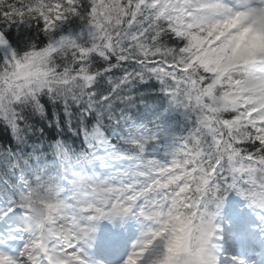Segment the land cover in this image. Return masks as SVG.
<instances>
[{
    "label": "snow or ice",
    "instance_id": "1",
    "mask_svg": "<svg viewBox=\"0 0 264 264\" xmlns=\"http://www.w3.org/2000/svg\"><path fill=\"white\" fill-rule=\"evenodd\" d=\"M73 17L89 46L51 39ZM15 24L37 41L0 64V102L95 54L154 75L193 127L169 163L150 160L120 187L81 185L74 206L43 184L18 192L0 207V264H86L94 222L130 215L146 231L122 264H264V0H0V46Z\"/></svg>",
    "mask_w": 264,
    "mask_h": 264
},
{
    "label": "trees",
    "instance_id": "2",
    "mask_svg": "<svg viewBox=\"0 0 264 264\" xmlns=\"http://www.w3.org/2000/svg\"><path fill=\"white\" fill-rule=\"evenodd\" d=\"M87 28H89V25H87L86 22L73 17L68 19L67 21L59 22L52 34V38H60L61 36L72 38L75 35V32L79 33L81 30H86ZM5 31L8 39L14 44L19 45L21 49H30L31 45L37 41V31L35 27H29L28 24H15L7 28ZM40 39L47 40V38L44 37L43 34L40 35ZM96 64L110 66L114 71H116L117 75H121L126 71L118 63L108 62L102 58H99L95 54H91L89 58L86 59V61L78 63L76 60H73L71 62V65L74 66L71 72V76L75 71L78 73L80 72L83 75L89 74ZM62 65L64 67H61L65 70L69 68L65 67L68 65L64 63ZM129 80L130 85H127L130 88L128 91L132 92V94H129V96L131 99L132 97L134 98L132 99L133 102L130 104L129 108H133V103L135 104L134 109L146 105V102L152 96L150 92V85L147 80L144 78L141 79L136 76L129 77ZM70 81L71 82L68 86H54V89L67 91L71 86L75 85L76 82L79 81V79L76 78ZM94 85L95 84H91L90 86L94 87ZM102 109L109 116H114L116 114L115 108L108 109L102 107ZM2 114L4 116L18 117V120L24 125V127L27 129V132L30 134L31 139L39 141L44 147H46V145L60 144L64 146V149L62 150L64 153L70 151L66 145L77 142L74 140L71 134L67 132L66 122L68 120L64 113L59 114L64 116V121L59 123L52 131L46 130L43 123L41 121H37L35 119V116L44 117L46 120L49 121L55 119L58 115L51 116L50 113L37 115L36 113L28 111L24 107L4 111L2 112ZM5 151L13 153L18 152V150L14 146L13 141L9 138V135L5 134L4 132H2V130H0V152L4 153Z\"/></svg>",
    "mask_w": 264,
    "mask_h": 264
},
{
    "label": "bare ground",
    "instance_id": "3",
    "mask_svg": "<svg viewBox=\"0 0 264 264\" xmlns=\"http://www.w3.org/2000/svg\"><path fill=\"white\" fill-rule=\"evenodd\" d=\"M132 107H135V104H132ZM35 119L37 121H41L43 123V125L45 126L46 130H54L55 127L64 121V116L63 115H58L56 116L55 119L53 120H46L44 117H40V116H35ZM2 132H4L5 134L9 135L8 132H6L5 130H2ZM46 149L51 150V146L50 145H46ZM39 158H42L44 156L43 153L37 152L35 153ZM28 152L21 150L18 152H8L5 151L0 152V165H4L6 166L10 171L15 170L16 167V162H20V161H28ZM28 168V166H23L22 168H20L18 170V173L16 174V177L19 176L24 169ZM8 179L7 173L6 171H4L3 169H0V201L4 199L5 195L7 194V190L6 187L4 185V183L2 181H5Z\"/></svg>",
    "mask_w": 264,
    "mask_h": 264
},
{
    "label": "rangeland",
    "instance_id": "4",
    "mask_svg": "<svg viewBox=\"0 0 264 264\" xmlns=\"http://www.w3.org/2000/svg\"><path fill=\"white\" fill-rule=\"evenodd\" d=\"M112 161H116L117 162V164L119 163V161H120V159L118 158V157H116L115 159H112ZM108 220V219H107ZM109 221H111V220H109Z\"/></svg>",
    "mask_w": 264,
    "mask_h": 264
},
{
    "label": "clouds",
    "instance_id": "5",
    "mask_svg": "<svg viewBox=\"0 0 264 264\" xmlns=\"http://www.w3.org/2000/svg\"><path fill=\"white\" fill-rule=\"evenodd\" d=\"M39 219H40V217H38V216L33 218L34 221H38Z\"/></svg>",
    "mask_w": 264,
    "mask_h": 264
}]
</instances>
